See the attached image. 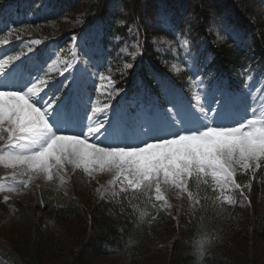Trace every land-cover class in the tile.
Returning a JSON list of instances; mask_svg holds the SVG:
<instances>
[{
    "label": "trees",
    "instance_id": "trees-1",
    "mask_svg": "<svg viewBox=\"0 0 264 264\" xmlns=\"http://www.w3.org/2000/svg\"><path fill=\"white\" fill-rule=\"evenodd\" d=\"M209 1H188L184 14L178 12L180 8L177 10V6L169 8L167 12H172L169 22L173 28L166 29L159 26L155 19L160 7L159 0H48L45 4L43 0H0V20L12 27L1 31L0 36H7L8 50L15 51L16 42L49 36L52 29L47 23L51 21L65 17L69 21L78 20L70 29L63 24L57 26L58 35L53 38L62 42L67 35L78 36L85 26L92 25L98 19L103 20L102 44L108 49L107 60L112 62L106 73L109 75L110 70L118 90L119 94L112 92L115 97L122 91L132 93L140 87L157 94L155 82L158 79L171 81L179 88H182L179 80H187V75H178L176 79L170 74L168 63L162 62L161 54L154 49L156 45L151 44L153 36L171 38L176 43L187 40L189 48L185 56L196 52L203 69H213L220 76H226L232 88L242 82L238 75L240 71L257 70L264 75V24L260 20H251L250 14L236 7L233 10L236 22L250 36L249 44L237 43L232 39L217 43L211 35H207L206 25L211 15L221 13L225 6L233 9L236 5L230 0ZM20 7L30 12L31 17L17 22L12 19V14ZM189 10L192 16L188 15ZM137 20V35L144 37L141 64L136 70L134 66L133 70L124 71L121 75L120 64H116L120 56L118 50L133 39L129 38L128 31ZM182 49V45L179 46V51ZM205 52L209 53L210 60ZM64 54L69 55L66 51ZM204 60L208 64H204ZM249 175L238 174V182L247 183ZM85 183V177L77 174L74 185L80 194V202L66 196L64 191L53 190L49 186H39L33 190V203L17 202V217L11 223L13 231L9 241L23 264H95L104 258H114L119 264L264 262V169L258 171L252 180L246 195V206H241L238 190L232 192L236 202L229 205L221 204L216 199L217 193L210 188L201 186L197 189L192 186L190 190L194 194L199 193L197 198L200 204H195L189 213L175 219L159 205L153 207V202H148L143 196L133 199L128 193H122L115 202L92 201L85 195ZM0 211L2 215L7 211L6 205L1 202ZM142 211L147 214L144 221L139 219ZM49 222L57 223L65 231L75 228L73 246L76 250L70 251L67 261L63 257L68 245L51 229ZM175 223V236L168 246L153 244L155 235L172 230ZM19 229L23 233L17 231ZM201 233L211 235L213 244L207 254L197 260L193 255V240ZM1 255L13 264L10 254Z\"/></svg>",
    "mask_w": 264,
    "mask_h": 264
},
{
    "label": "snow or ice",
    "instance_id": "snow-or-ice-1",
    "mask_svg": "<svg viewBox=\"0 0 264 264\" xmlns=\"http://www.w3.org/2000/svg\"><path fill=\"white\" fill-rule=\"evenodd\" d=\"M72 42L75 57L78 38L73 36ZM31 43L39 45L41 40ZM137 46L142 48L139 35ZM13 59L20 61L21 57L0 60V165L12 169L13 176L22 171L27 179L8 191L29 187L34 177L52 181L71 168L89 177L97 172L111 173L112 184L118 183L120 192L133 199L143 196L148 202H161V208L171 207L166 187L186 193L188 199L200 204L199 193L190 188L206 186L218 193L216 199L221 204L232 205L236 201L228 193L239 190L247 199L244 189L250 188L256 173L264 169V101L257 102L248 85L241 92L247 93L245 102L238 108L230 107L221 94L211 97L207 109L196 104L181 108L170 100L171 109L152 102L130 113L106 104L103 110L91 107V114L85 107L80 116L83 102L76 97L77 79L72 76L79 68L75 60L62 70L54 61L41 77L25 76L19 64L9 67ZM132 67L125 62L120 74ZM53 72L59 76L67 72L71 78L49 87L51 81L46 77ZM95 75L119 94L110 70L109 75ZM260 94L264 95V88ZM194 99L200 101L201 97ZM101 112L102 119L97 116ZM238 174H250L248 182H238ZM60 178L63 182L62 175Z\"/></svg>",
    "mask_w": 264,
    "mask_h": 264
},
{
    "label": "rangeland",
    "instance_id": "rangeland-1",
    "mask_svg": "<svg viewBox=\"0 0 264 264\" xmlns=\"http://www.w3.org/2000/svg\"><path fill=\"white\" fill-rule=\"evenodd\" d=\"M48 0H43L44 4ZM188 1L191 0H159V10L156 13L155 19L158 20V25L166 29H172L173 25L169 22V16L172 12H167L169 8L177 6L179 13H185L188 8ZM209 1V0H208ZM219 2L218 0H210L209 2L213 3ZM232 4L236 6L232 9L230 6H225L221 13L217 15H211L207 28L205 29L207 35H211L215 42H229L231 37L236 40L237 43H247L250 42V37L244 33L242 27L236 22V17L234 11L237 8L241 12H245L250 18L260 20L264 24V0H230ZM114 2V1H113ZM117 8V7H116ZM205 8V7H202ZM208 11L209 9L206 8ZM192 11L189 10L188 15L192 16ZM13 19L17 22L26 20L31 17L30 12L25 11L23 8H18V10L13 11ZM248 18V17H247ZM165 20L167 23H165ZM103 20H97L92 26H85L81 33L77 36L79 48H77L78 55L73 57L72 53V37L67 35L62 42L53 38L57 36L56 32L57 26L61 24L66 25L68 29L71 26H74L78 20L69 21L68 18H63L59 21H51L48 24L50 30L49 36L46 38L43 37H32L26 41L16 42L15 51L8 50L9 43L3 44L0 43V60L8 59V57H15L19 55L21 57L20 61L11 60L9 67L12 64H19L23 74L27 76L29 73L32 75H40L41 77L45 76V73L48 71V65L56 62L58 69H63V67L69 63L75 62L79 65V68L72 73V76H75L77 79L76 86V97L82 100V105L79 109V115H84V108H88V114H91V107H97L101 110L104 109L105 105H110L111 108L115 109L118 112H137L139 110L145 109L152 102H156L160 107L164 109H171L172 105L169 101L175 102L181 108L187 107L189 104L202 105L207 109L208 101L212 96L217 98L223 94L225 100L228 102L229 106L232 108L242 107L245 102V95H242L241 92L244 89V85L252 90V97H254L257 102L264 101V95H261V89L264 88V78L259 77L258 75H252L249 73L244 79L243 84H238L233 89L225 87V83L214 79L211 81L212 76L216 71L206 70L201 74L202 69L197 64V53H191L189 56L187 50L189 48V42L185 45L181 42L176 43L175 40L171 38H166L164 36H153L151 38V44L156 45L154 49L161 54L162 62L168 63V68L170 74L177 79L178 75H187V80L181 82V89H178L171 82H156L155 86L160 93H157L156 96L152 94H147L145 89L140 88V92L143 94L134 93L128 98L121 96V98L116 102L115 96L112 95L111 86L108 85L107 81H100L95 75L96 73H101L108 75L106 69H108L112 62L109 63L105 58V52L103 50L101 39L103 36V31L105 28ZM139 21L137 20L134 24H131L128 31L129 38L133 39L124 43L118 50L119 61L116 64H120L119 68L123 69V64L125 62L132 63L133 67L128 70H136L137 67L141 64V52L143 48L144 37H139V44L142 45V48L137 46V29ZM130 28L133 29L130 31ZM39 39L41 43L39 45L32 44L31 41ZM8 41L7 36L1 37L0 41ZM183 47L179 51V46ZM32 48V51L29 52L28 49ZM68 52V57L64 52ZM205 56L209 59V53L205 52ZM135 56V60L132 57ZM86 69V71H85ZM179 69V71H177ZM207 71L210 72L208 77ZM242 72L240 71L238 75L241 78ZM234 76V75H233ZM66 77H69V73L65 72L64 76H59L58 73L53 72L48 75V78L51 83L49 87L55 88L58 86L59 81L64 80ZM160 82V83H159ZM240 83V82H239ZM108 85V87H105ZM115 85V84H114ZM48 89L46 88L45 91ZM111 92V95L109 93ZM199 95L201 97L200 101L194 99L195 96ZM98 118L102 119V112L97 114ZM0 170L2 175L0 176V187L3 190H0V202L7 207V211L2 215L0 211V264H12L9 260H6L1 254H10V258L13 261V264H23L17 254L12 250L10 244V233L13 231L12 221L17 217L15 208L17 202L20 203H33L34 194L33 190H37L39 186H49L53 190L64 191V194L69 198H74L77 202H80V194L75 190L74 180L76 179L77 174H82V177H85L86 183L84 192L88 199L97 202H115L118 201L122 192H120V185L117 183L115 186L112 184V174L107 172H97L93 177L87 176L86 173H83L82 170L76 169L73 170L69 168L66 174L61 173L54 177L52 181H48L43 177H34L30 182V186L27 188L17 187L15 191H8L10 187H13L15 184L21 183L26 180V175L20 171H16V175L13 176V170L5 168L3 165H0ZM63 176V182H61L60 176ZM241 175V174H239ZM243 178V177H242ZM249 188L244 189V196L247 195ZM239 191V190H238ZM115 193V195H114ZM178 193L177 190L172 189L171 192H166V197L168 199L171 207L161 208L165 211H168L172 219L178 218L179 216L186 215L189 213L195 203L193 200L188 199L186 193ZM232 195V192L228 193ZM218 195V193H217ZM240 199V204L242 207L248 204V200L244 199L240 194H238ZM247 197V196H246ZM153 203L160 206L161 202L153 201ZM241 207V209H242ZM2 215V216H1ZM49 226L56 235L61 236V238L67 243L68 248L64 254V261L69 260L70 251L76 250L73 246L74 238L76 236L75 228H69L65 231L63 227L59 226L57 223L49 222ZM173 229H168L163 233H158L152 238L153 244L162 247L168 246L172 239L175 236L176 223L173 225ZM23 233V230L19 229ZM23 235V234H22ZM264 264V262H262ZM95 264H119L118 260L114 258H104L98 260Z\"/></svg>",
    "mask_w": 264,
    "mask_h": 264
},
{
    "label": "clouds",
    "instance_id": "clouds-1",
    "mask_svg": "<svg viewBox=\"0 0 264 264\" xmlns=\"http://www.w3.org/2000/svg\"><path fill=\"white\" fill-rule=\"evenodd\" d=\"M165 191L171 192L172 189L166 187ZM175 194L179 195V193H175ZM146 215L147 214L142 211L140 213L139 219L141 221H144ZM212 244H213V238L209 234L201 233V234L195 236V238L193 240V255L197 258V260L202 259L207 254V252L211 248Z\"/></svg>",
    "mask_w": 264,
    "mask_h": 264
},
{
    "label": "bare ground",
    "instance_id": "bare-ground-1",
    "mask_svg": "<svg viewBox=\"0 0 264 264\" xmlns=\"http://www.w3.org/2000/svg\"><path fill=\"white\" fill-rule=\"evenodd\" d=\"M138 94H142V93H140V91H138ZM143 95V94H142Z\"/></svg>",
    "mask_w": 264,
    "mask_h": 264
}]
</instances>
